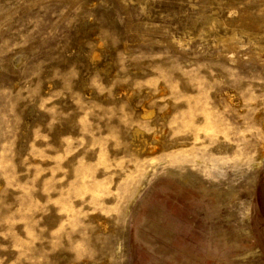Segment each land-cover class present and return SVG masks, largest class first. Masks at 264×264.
<instances>
[{"label":"rangeland","instance_id":"rangeland-1","mask_svg":"<svg viewBox=\"0 0 264 264\" xmlns=\"http://www.w3.org/2000/svg\"><path fill=\"white\" fill-rule=\"evenodd\" d=\"M263 18L0 0V264H264Z\"/></svg>","mask_w":264,"mask_h":264},{"label":"bare ground","instance_id":"bare-ground-1","mask_svg":"<svg viewBox=\"0 0 264 264\" xmlns=\"http://www.w3.org/2000/svg\"><path fill=\"white\" fill-rule=\"evenodd\" d=\"M263 19H264V18H263ZM257 24H258V23H257ZM259 26H260V24H259ZM231 36H232V33H231ZM228 40H230V39H228ZM232 42H233V41H232ZM233 43H234V42H233ZM258 43H259V42H258ZM229 44H230V43H229ZM227 45H228V44H227ZM232 45H233V44H232ZM232 45H231V46H232ZM225 46H226V45H225ZM231 46H230V47H231ZM230 47H229V48H230ZM259 166H260V164H258L257 167L259 168Z\"/></svg>","mask_w":264,"mask_h":264}]
</instances>
